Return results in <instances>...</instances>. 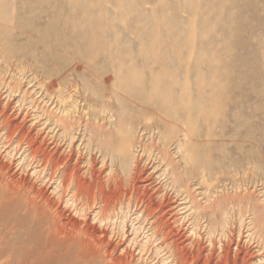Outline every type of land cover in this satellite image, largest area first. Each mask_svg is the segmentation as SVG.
<instances>
[{"label":"rangeland","instance_id":"rangeland-1","mask_svg":"<svg viewBox=\"0 0 264 264\" xmlns=\"http://www.w3.org/2000/svg\"><path fill=\"white\" fill-rule=\"evenodd\" d=\"M96 124L113 137L107 158ZM0 163V264L27 247L25 207L3 201L13 178L104 230L127 264H264V238L248 236L249 209L264 213V0H0ZM92 172L120 183L112 205L140 213L136 237L130 219L125 238L100 222L112 209ZM75 173L92 190L74 192ZM225 211L229 227L208 238Z\"/></svg>","mask_w":264,"mask_h":264},{"label":"bare ground","instance_id":"bare-ground-1","mask_svg":"<svg viewBox=\"0 0 264 264\" xmlns=\"http://www.w3.org/2000/svg\"><path fill=\"white\" fill-rule=\"evenodd\" d=\"M92 67V66H91ZM51 83V82H50ZM74 89V87H73ZM77 91V90H76ZM97 94V92H96ZM55 95V94H54ZM94 95V94H93ZM156 95V94H154ZM108 96V95H107ZM86 98V96H85ZM74 99V98H73ZM71 99V100H73ZM62 100V98H61ZM66 101V98H63L62 101ZM68 100V99H67ZM70 100V98H69ZM106 100V99H105ZM157 100V98H156ZM61 102V101H60ZM71 102V101H70ZM108 102V101H107ZM106 102V103H107ZM67 103V102H66ZM104 103V102H103ZM165 103V102H164ZM61 104V103H60ZM77 103H75V100L73 102H71V106H69L70 108H77L76 105ZM147 104V103H146ZM163 104V103H162ZM153 106V105H152ZM108 107V106H107ZM151 107V106H150ZM149 107V108H150ZM166 107V105H165ZM105 108V109H104ZM103 111L106 110V106H104ZM159 108V107H158ZM171 108V107H170ZM78 109V108H77ZM94 109V108H93ZM156 109V108H155ZM143 110V109H142ZM153 110V109H152ZM168 110V109H167ZM102 111V112H103ZM107 112V111H106ZM105 112V113H106ZM65 113H69V108L67 107V110H65V112H63V121H64V129H66L65 132H67L69 129V127L67 125H71V127L73 126L70 123V120L73 119L71 118L70 120H66L64 118ZM66 115V116H67ZM68 117V116H67ZM66 117V118H67ZM114 117V116H112ZM164 118V116H163ZM69 119V118H68ZM74 120V119H73ZM114 121V120H113ZM153 121V120H152ZM110 122V121H109ZM108 122V123H109ZM75 123V122H74ZM99 123V122H98ZM112 123V122H111ZM89 124V122H88ZM95 124V123H94ZM93 124V125H94ZM11 126H13V123H10ZM91 125V124H90ZM100 125V123H99ZM96 124V126H94V128H92L88 134L90 135L89 139L90 142L92 143L91 140H93V144L96 143V147L99 150V153H103L104 157L107 158V156H109L111 154V148H112V141L111 139V134H109V132L106 133L107 130L104 131V127L103 126H99ZM102 125V124H101ZM115 125V124H114ZM92 126V125H91ZM105 126V125H104ZM90 127V126H88ZM109 128V127H108ZM116 128V127H115ZM86 129L87 126H86ZM107 129V128H105ZM110 129V128H109ZM75 130V129H74ZM89 130V129H88ZM86 130V132L88 131ZM136 130V129H135ZM73 131V130H72ZM72 131H70L72 133ZM111 131V129H110ZM150 131V130H149ZM157 131V130H156ZM133 132V131H132ZM87 134V135H88ZM133 134V133H132ZM10 135V134H9ZM69 135V132H68ZM85 135V134H84ZM75 136H73V134H71V141L74 139ZM143 137V136H142ZM156 137V136H155ZM116 142V141H115ZM138 142V141H137ZM150 142V141H149ZM154 142V141H153ZM31 144L36 145L35 141H31ZM31 145V146H33ZM142 145V144H141ZM147 145V144H146ZM185 145V144H184ZM126 146V145H125ZM114 147V146H113ZM127 147V146H126ZM30 148V147H29ZM116 148V147H115ZM124 148V147H123ZM183 148V147H182ZM31 149V148H30ZM40 149L44 152V155L47 156V153L43 150V145L40 146ZM39 149V150H40ZM133 150V149H132ZM153 150V149H152ZM41 151V152H42ZM91 151V150H90ZM91 153V152H90ZM113 153V152H112ZM142 153V152H141ZM34 154V153H33ZM134 154V153H133ZM147 154V153H146ZM53 156V155H52ZM185 156V155H184ZM105 159V158H104ZM110 159V158H109ZM125 159H127L125 157ZM49 160V159H48ZM123 160V159H122ZM171 161V159H170ZM173 162V161H172ZM197 162V161H196ZM91 164V163H90ZM200 164V163H199ZM168 165V164H167ZM189 165V163H188ZM9 167H7L6 165H3L2 163H0V170H8ZM202 169V168H201ZM205 169V167H204ZM10 170V169H9ZM16 173V172H15ZM96 172H92L91 175V181L93 183L97 182V187L99 188V192L101 193V199L102 201L99 205H100V209L103 206V208H109L111 207L109 212L106 213V216L104 217V219L102 218L100 220L101 223H112V225H117L118 223V227L120 229V235L121 237L125 238L127 236V230H126V222L129 220L132 223V228H133V232H134V236L136 237L137 234H139L140 229H141V225L139 223H137V221H139V218H141L140 213H134L133 215L131 214V209L129 207V205L125 206V205H121L119 211L117 212L116 209V204L113 206L112 205V201L114 199V195L116 196V194L119 192L120 190V183L117 181V179L115 180H109L106 183V186L99 182V177H96ZM8 174V173H7ZM66 174V173H65ZM86 174V173H85ZM89 175V174H88ZM112 175V174H111ZM67 176V175H65ZM173 176V175H172ZM72 177V176H71ZM176 177V176H175ZM17 178V177H16ZM66 179V178H65ZM72 179V178H71ZM203 179V178H202ZM26 180V179H25ZM23 180L22 178L16 181L15 178L12 179L13 181V185L7 187L10 188L9 192H6L5 195H3L5 198L3 201L7 202V203H18V205L20 204L21 206L25 207V218H24V225L25 227H27V238L26 239V248L21 252L20 255H18L17 252H14V258L16 259V264H46V260L47 257H54L53 261L51 264H56L55 262L58 263V261H54L55 257L57 258V254H60V257L63 255H67V260L64 262V264H69L71 261H76L77 263L81 260L84 261L82 264L86 263V264H99L98 261L99 259L106 257L108 258L110 261H108V263L110 262H117L120 264H127V258L124 259L123 257H112V252L114 249H118L115 248L113 246L112 243L107 241V233L102 230L97 228L96 226L92 227L90 225H86V226H82L81 223H79L77 220H75L74 218L70 217V216H66L65 213L62 210H59V208H57V206L50 202V201H44V203H42L41 201L43 200V194L41 192H36L33 190V188L29 189L31 190L30 192H32L33 197H27L25 194L22 195L21 190L19 191L18 187L19 185H27L26 181ZM207 180V179H206ZM174 181V180H173ZM1 183V180H0ZM91 183H87V181H84L82 178H80L77 173H75L74 177H73V183L71 184H75L74 187V192L76 191L77 193H79L78 191L81 190V185H88V188L92 190V188L94 187V184ZM175 183V182H173ZM172 183V185H173ZM4 185V184H3ZM177 185V184H176ZM175 185V186H176ZM70 186V185H69ZM174 187V186H173ZM27 188V187H26ZM25 188V189H26ZM181 188V187H180ZM28 189V188H27ZM86 189V188H85ZM107 189V190H106ZM145 189V188H144ZM175 189V188H174ZM7 190V189H6ZM83 190V189H82ZM8 191V190H7ZM108 191V192H107ZM167 191V190H166ZM29 192V193H30ZM35 192V193H34ZM65 192V191H64ZM81 192V191H80ZM86 192V191H85ZM89 193V192H88ZM221 193V192H220ZM87 194V193H86ZM30 195V194H29ZM63 195V194H62ZM99 195V193H98ZM144 196H147L146 193H143ZM26 196V197H25ZM45 196V195H44ZM74 196V195H73ZM75 197V196H74ZM82 197V195H81ZM76 198V197H75ZM74 198V199H75ZM99 198V197H98ZM133 198V197H132ZM3 199V198H2ZM23 199H25V203L26 205H22L21 203H23ZM100 199V198H99ZM46 200V199H45ZM147 200V199H146ZM148 203L150 205V207L154 204L152 197L148 198ZM186 201V200H185ZM143 202V201H142ZM75 203V202H74ZM114 203V202H113ZM137 203V202H136ZM185 203V202H184ZM187 203V202H186ZM185 203V204H186ZM2 204V203H1ZM67 204V203H66ZM84 204V203H83ZM123 204V203H122ZM120 205V204H119ZM182 205V203L180 204ZM194 205V204H193ZM8 207V206H7ZM59 207V206H58ZM177 207V206H176ZM189 207V206H188ZM250 207V206H249ZM81 208V207H80ZM114 208V209H113ZM193 208V207H192ZM116 209V210H115ZM145 209V208H144ZM185 209V208H184ZM190 209V208H189ZM188 209V210H189ZM230 209V208H229ZM232 209V208H231ZM103 210V209H102ZM182 210V209H181ZM186 210V209H185ZM184 210V211H185ZM236 210V209H235ZM84 211V210H83ZM82 211V212H83ZM108 211V210H107ZM144 211V210H143ZM187 211V210H186ZM54 212V213H53ZM135 212V211H134ZM137 212V211H136ZM191 212V211H190ZM240 212V211H239ZM249 212L252 213V218L251 221L249 222V226H248V230H249V237H253L254 234H256L259 238L256 239L258 241L263 240L264 238V213L259 215L257 209L254 207L252 209H249ZM100 213V212H99ZM82 215V214H81ZM144 215V214H143ZM191 215V214H190ZM229 212L225 211L223 212V214L221 215V220L217 219L215 217V215H213L211 217V220H209V225L207 224V228H208V238H212L213 235L215 234V229H218L216 227H218L217 225L221 226L222 230L223 229H227L230 225L231 222V218L229 216ZM241 215V214H240ZM244 215V214H243ZM134 217V218H132ZM182 217V216H181ZM232 217V216H231ZM242 217V216H241ZM183 220H186V217H182ZM188 219V218H187ZM241 220L243 218H240ZM239 219V220H240ZM144 220V219H143ZM200 221V220H199ZM245 220L240 221L241 223H243ZM139 224V225H138ZM142 224V223H141ZM92 225V224H91ZM108 226V225H107ZM152 226V225H151ZM116 227V226H115ZM112 228V227H111ZM143 229V228H142ZM230 229V228H229ZM113 230V229H112ZM196 229H193L191 231V235L197 237V233L195 231ZM252 231L254 233H252ZM260 231V232H259ZM261 233V235L259 233ZM258 233V234H257ZM46 239H41V237H43ZM146 236V235H145ZM255 236V235H254ZM227 237V236H226ZM1 238V237H0ZM39 240V242L37 240ZM152 239V235H148L145 238V242L141 245L143 249L142 252L144 251V247L146 246L147 243L150 242V240ZM162 239V238H161ZM254 239V237H253ZM1 240V239H0ZM42 240L46 241L45 247L41 245ZM133 241V242H132ZM131 243L132 244H136L135 239L132 240ZM212 242V241H211ZM264 242V240H263ZM262 243V241H261ZM128 244V243H127ZM260 244V243H259ZM44 245V244H43ZM211 245V244H210ZM16 246V245H15ZM221 248V254L224 253V250L222 249V245L220 246ZM15 248V247H14ZM66 248L68 249V252L66 251L65 253H61L62 249ZM120 250V249H119ZM13 251V250H12ZM129 250H127V248H123L122 252H124L126 255H128ZM11 252V250H10ZM9 252V253H10ZM19 252V253H20ZM117 252V251H116ZM12 253V252H11ZM103 253V254H102ZM115 253V252H113ZM46 255V256H45ZM103 255V256H102ZM125 255V256H126ZM64 256V257H65ZM102 256V257H101ZM129 256V255H128ZM127 256V257H128ZM225 256V255H224ZM224 256L221 255V258H223ZM46 257V260H45ZM200 258V257H199ZM9 259V258H8ZM65 259V258H64ZM13 260V259H12ZM62 260V259H61ZM59 260V261H61ZM126 260V262H125ZM130 260V259H129ZM64 261V260H63ZM62 261V262H63ZM132 261V259H131ZM130 261V262H131ZM168 261V260H167ZM224 261H229L228 258L224 257L223 260ZM61 262V264H62ZM207 262L210 264L211 263V259H208ZM206 262V263H207ZM73 263V262H71ZM129 263V262H128ZM111 264V263H110ZM131 264V263H130Z\"/></svg>","mask_w":264,"mask_h":264}]
</instances>
